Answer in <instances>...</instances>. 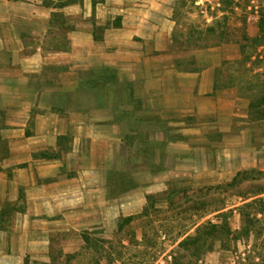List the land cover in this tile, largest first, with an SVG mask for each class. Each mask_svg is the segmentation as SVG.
Segmentation results:
<instances>
[{"label": "crops", "instance_id": "0c3cea01", "mask_svg": "<svg viewBox=\"0 0 264 264\" xmlns=\"http://www.w3.org/2000/svg\"><path fill=\"white\" fill-rule=\"evenodd\" d=\"M54 16L31 15L43 18L46 28L32 29L30 43L24 42L26 33L20 28L7 30L13 43L2 38L0 30V250L16 244L11 227H23L28 244L38 240L40 229L48 245V229L71 226L64 213L91 201L95 205L97 174L107 178L116 170L121 159L118 142L126 144L131 134L145 132L129 120L115 119L120 112L209 117L224 136L264 142V135H248L264 126V29L257 16L231 29L228 18L204 19L206 29L218 20L223 26L215 28L186 63L172 50V15L154 20L148 15L123 17L122 36L109 38L112 49H107L108 41L96 43L92 33H78L76 39L74 30L67 47L35 37L57 35V26L48 27ZM76 68L111 71L125 102L101 104L100 91L76 89ZM101 112L113 118L102 122L97 118ZM168 127L170 132L171 124ZM84 163L92 166L84 170ZM8 212L21 219L5 218ZM39 213L48 219L36 218ZM14 253L0 252V264L22 259Z\"/></svg>", "mask_w": 264, "mask_h": 264}, {"label": "rangeland", "instance_id": "374dc122", "mask_svg": "<svg viewBox=\"0 0 264 264\" xmlns=\"http://www.w3.org/2000/svg\"><path fill=\"white\" fill-rule=\"evenodd\" d=\"M0 15L5 18L0 20L2 38L10 43L14 37L7 30L12 27L26 33L22 37L25 43L33 42L32 29L41 32L46 28L43 18L34 20L31 15H56L48 27L57 26V35L35 37L49 45L58 42L67 47L74 30L76 39L78 33H92L96 43L108 41L107 49L113 48L109 38L122 36L123 17L148 15L147 19L154 20L157 15H172V50L178 61L186 63L201 43L214 35V29L223 26L218 20L206 29L204 19L228 18L231 29L257 16L260 24L264 20V0H0ZM8 15L17 16L8 19ZM103 73L104 69L76 68V89H94L95 82L104 78ZM107 74L110 82L103 83L100 103H124L122 86L113 83L111 71ZM128 104L137 106L135 101ZM97 118L106 123L113 117L101 112ZM115 119L129 120L133 128L140 125L145 132L131 134L126 144L118 142L116 151L121 159L114 165L116 170L107 178L97 174V192L92 196L95 205L91 201L77 206L76 212L64 213L71 226L48 229V245L40 229L38 240L28 244L22 237L23 227L9 228L16 244L9 250L1 246L0 252L10 253L12 249L13 256L22 259L15 257L1 264H169L173 258H177V264H264V214L253 216L248 237L239 236L236 241L224 245L218 242L213 247L206 242L189 254L178 251L179 244L194 236L199 226L219 224L221 213H225L234 233L242 230L243 213L239 209L255 199H264V194L256 197L264 191V142L224 136L209 117L120 112ZM114 132L119 138L124 135L120 128ZM248 135H264V126ZM91 166L82 164L84 170ZM243 172L253 173L233 184L237 174ZM47 216L39 213L36 218ZM16 217L21 219L16 212L5 214V218ZM57 231L63 232L56 235Z\"/></svg>", "mask_w": 264, "mask_h": 264}, {"label": "trees", "instance_id": "16d2710c", "mask_svg": "<svg viewBox=\"0 0 264 264\" xmlns=\"http://www.w3.org/2000/svg\"><path fill=\"white\" fill-rule=\"evenodd\" d=\"M259 26L261 30H263L264 20L260 21ZM108 71L109 70L104 69V73H103L104 78H101V80L95 82L94 90L101 91L103 87V83L110 82L109 74H107ZM113 83L118 85L117 80H113ZM252 173L253 172L238 173L237 176L233 180V184H236L240 179L246 178L248 177V175ZM263 194H264V191L261 192L256 197L263 195ZM239 210L242 211L243 213V227L240 232L234 233L227 219L224 218L225 213H221L219 215V219H220L219 224L212 225L209 223L207 225L199 226L196 229L194 236L186 237L184 241H182L179 244L178 251L183 249L184 251L187 252V254H189L191 251L197 250L200 247V245H204L206 242H209V246L213 247L218 242L224 245L228 241H236L239 236L248 237L253 230L252 229L253 224H254L253 216H256L257 214H264V199H255L251 203H247L246 205L241 207ZM169 264H177V258H173V260L169 262Z\"/></svg>", "mask_w": 264, "mask_h": 264}]
</instances>
